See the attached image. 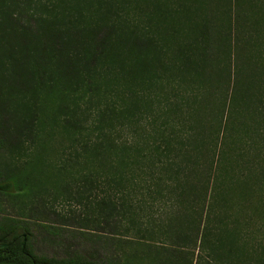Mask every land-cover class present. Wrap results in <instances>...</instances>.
<instances>
[{"label":"trees","instance_id":"16d2710c","mask_svg":"<svg viewBox=\"0 0 264 264\" xmlns=\"http://www.w3.org/2000/svg\"><path fill=\"white\" fill-rule=\"evenodd\" d=\"M26 1L31 7L20 6L21 0H0V64L12 59V72L19 70L14 84L23 97L22 129L42 131L51 143L56 126L72 131L83 125L76 117L79 103L107 96L113 82H144L159 68L172 70L177 96L195 100L188 108L183 139L186 144L200 142L191 151L201 152L206 163L201 169L197 163L193 171L206 176L193 189H187L188 174L178 177L176 193L190 199L172 219L171 242L146 241L131 249L115 237L91 235L86 239L102 246L103 256L77 252L59 257L37 253L32 237L36 231L61 237L40 210V194L45 184H51L53 193L73 185L66 167L48 166L37 158L17 170L4 168L0 211L4 204L16 205L20 216L6 214L0 220V244H5L0 264L198 263L205 215L209 219L211 214L205 203L217 194L218 170L232 161V140L239 130L251 129L264 140V0ZM13 5L28 14L23 25L17 23L23 12ZM1 34L16 36L17 43ZM182 83L197 84L198 91L181 90ZM239 141L248 144L242 135ZM4 147L0 138V162ZM92 150L91 158L97 159L100 149ZM106 209L101 217L118 223L117 204L108 203ZM190 212L193 220L188 219Z\"/></svg>","mask_w":264,"mask_h":264},{"label":"rangeland","instance_id":"374dc122","mask_svg":"<svg viewBox=\"0 0 264 264\" xmlns=\"http://www.w3.org/2000/svg\"><path fill=\"white\" fill-rule=\"evenodd\" d=\"M13 6L23 12L17 20L23 25L28 14ZM20 6L31 4L21 0ZM1 37L17 43L14 35ZM12 62L4 59L0 64V138L5 141L0 170H17L39 158L48 166L64 165L73 183L55 193L51 184H45L40 210L61 237L36 231L34 250L59 257L77 252L103 256L106 250L86 239L91 235L115 237L131 249L146 241L171 242L172 219L188 207L190 199L176 193L178 177L188 174L187 189H193L206 176L193 171L197 163L199 169L206 163L201 152L191 151L200 142L186 144L183 139L188 108L195 100L177 96L172 70L159 68L144 82H113L107 96L79 103L76 117L83 125L72 131L56 126L50 143L42 131L31 134L21 128L23 97L15 89L19 70L12 72ZM181 87L198 91L197 84L182 83ZM240 135L248 144L239 141ZM207 139L213 142L211 136ZM93 147L100 149L97 159L91 158ZM229 153L232 161L218 170L217 194L205 203L211 214L209 219L205 215L206 237L196 250V264H264V140L252 129L239 130ZM252 169H256L253 177ZM111 202L118 206V223L101 217ZM3 208L0 220L6 214L20 216L16 205ZM190 213L188 219L193 220L195 215Z\"/></svg>","mask_w":264,"mask_h":264},{"label":"water","instance_id":"95a60500","mask_svg":"<svg viewBox=\"0 0 264 264\" xmlns=\"http://www.w3.org/2000/svg\"><path fill=\"white\" fill-rule=\"evenodd\" d=\"M3 246H5V244H0V247H3Z\"/></svg>","mask_w":264,"mask_h":264}]
</instances>
